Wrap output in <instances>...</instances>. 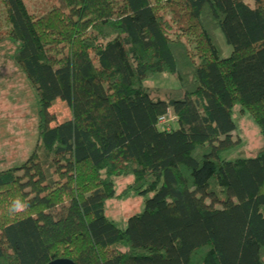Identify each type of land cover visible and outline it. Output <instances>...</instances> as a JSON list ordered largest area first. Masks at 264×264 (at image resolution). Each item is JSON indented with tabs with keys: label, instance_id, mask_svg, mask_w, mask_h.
Here are the masks:
<instances>
[{
	"label": "trees",
	"instance_id": "trees-1",
	"mask_svg": "<svg viewBox=\"0 0 264 264\" xmlns=\"http://www.w3.org/2000/svg\"><path fill=\"white\" fill-rule=\"evenodd\" d=\"M26 1L0 0V39L38 98L39 173L0 172V264H264V0ZM234 109L262 146L226 162ZM120 179L148 197L122 230L104 216Z\"/></svg>",
	"mask_w": 264,
	"mask_h": 264
},
{
	"label": "rangeland",
	"instance_id": "rangeland-1",
	"mask_svg": "<svg viewBox=\"0 0 264 264\" xmlns=\"http://www.w3.org/2000/svg\"><path fill=\"white\" fill-rule=\"evenodd\" d=\"M28 6L35 11L44 9L45 0H27ZM5 28H0V32ZM217 43L222 58L230 56L231 49L227 47L220 33H217ZM15 45L0 39V172L18 169L23 166L31 167L35 176L39 171L32 167L36 161V139L38 124V98L26 77L15 64L13 57ZM146 88L176 90L178 83L167 75H154L143 82ZM57 122L69 118V112L63 104L57 102L51 111ZM235 131L233 139L239 140L238 146L223 154L221 159L226 162L248 160L253 158L262 146V140L257 126L250 116L241 115L236 109L232 113ZM169 129V128H168ZM130 179H120L114 183L115 198L104 205V216L116 228L122 230L126 222L133 216L143 212L144 202L148 197H138L132 194L122 196ZM35 188L38 194L45 192L39 183Z\"/></svg>",
	"mask_w": 264,
	"mask_h": 264
},
{
	"label": "clouds",
	"instance_id": "clouds-1",
	"mask_svg": "<svg viewBox=\"0 0 264 264\" xmlns=\"http://www.w3.org/2000/svg\"><path fill=\"white\" fill-rule=\"evenodd\" d=\"M27 207L28 205L23 200H21L19 197H17L13 199L11 203L9 204L8 211L9 213L16 214V213L24 211Z\"/></svg>",
	"mask_w": 264,
	"mask_h": 264
},
{
	"label": "water",
	"instance_id": "water-1",
	"mask_svg": "<svg viewBox=\"0 0 264 264\" xmlns=\"http://www.w3.org/2000/svg\"><path fill=\"white\" fill-rule=\"evenodd\" d=\"M49 264H73V263L69 260L62 259V260L53 261Z\"/></svg>",
	"mask_w": 264,
	"mask_h": 264
},
{
	"label": "built area",
	"instance_id": "built-area-1",
	"mask_svg": "<svg viewBox=\"0 0 264 264\" xmlns=\"http://www.w3.org/2000/svg\"><path fill=\"white\" fill-rule=\"evenodd\" d=\"M168 121H170V120H167V119H165V118H160L159 120H158V126L159 127H166V125L168 124Z\"/></svg>",
	"mask_w": 264,
	"mask_h": 264
}]
</instances>
